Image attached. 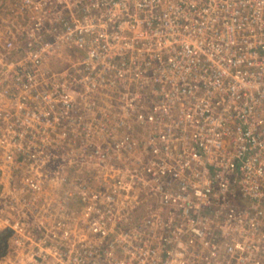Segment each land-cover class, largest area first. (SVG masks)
Wrapping results in <instances>:
<instances>
[{
	"label": "built area",
	"instance_id": "2783aa9c",
	"mask_svg": "<svg viewBox=\"0 0 264 264\" xmlns=\"http://www.w3.org/2000/svg\"><path fill=\"white\" fill-rule=\"evenodd\" d=\"M5 229L0 264H264V0H0Z\"/></svg>",
	"mask_w": 264,
	"mask_h": 264
},
{
	"label": "rangeland",
	"instance_id": "374dc122",
	"mask_svg": "<svg viewBox=\"0 0 264 264\" xmlns=\"http://www.w3.org/2000/svg\"><path fill=\"white\" fill-rule=\"evenodd\" d=\"M61 149H62L61 150V153L62 154L66 153L67 149L65 147H62ZM74 166H76L77 171L81 170L83 173L86 172V170L84 169V166L85 165H84L83 162H80V161L78 162L77 161L76 164H74V162H72V163H63V162H60L59 159L58 160H54V161H52V162H50L48 164L47 172L52 174L56 168L63 167L62 168V170H64L63 171V174H65V175H70L71 173L72 174H75L74 175V178L76 179L77 172L75 171L76 169L74 168ZM74 171H75V173H74ZM82 175H85V174H82ZM74 181L75 182H78L77 180H74ZM89 181L94 182L95 179H91ZM64 186L67 187V183H65ZM10 249H11V247L9 248V250Z\"/></svg>",
	"mask_w": 264,
	"mask_h": 264
},
{
	"label": "trees",
	"instance_id": "16d2710c",
	"mask_svg": "<svg viewBox=\"0 0 264 264\" xmlns=\"http://www.w3.org/2000/svg\"><path fill=\"white\" fill-rule=\"evenodd\" d=\"M11 233L12 232L10 229H5L0 233V261L7 255L9 251V238Z\"/></svg>",
	"mask_w": 264,
	"mask_h": 264
}]
</instances>
